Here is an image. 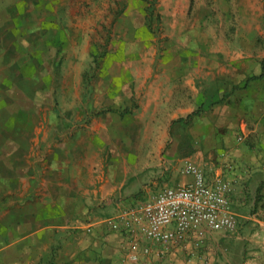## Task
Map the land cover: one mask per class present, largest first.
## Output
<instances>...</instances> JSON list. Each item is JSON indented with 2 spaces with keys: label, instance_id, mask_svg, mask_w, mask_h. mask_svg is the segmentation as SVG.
I'll list each match as a JSON object with an SVG mask.
<instances>
[{
  "label": "rangeland",
  "instance_id": "rangeland-1",
  "mask_svg": "<svg viewBox=\"0 0 264 264\" xmlns=\"http://www.w3.org/2000/svg\"><path fill=\"white\" fill-rule=\"evenodd\" d=\"M8 26L20 29L14 38L16 50L10 46L13 41L8 38ZM11 51L18 59L35 58L38 82L6 80L11 65L5 62ZM247 53L250 64L246 75L252 76L246 84L226 79L216 82L223 97L215 95L209 109L223 105L249 81L254 90L264 85V60H256L259 55L264 57V0H0V105L8 107L6 114L0 112V157H26L14 138L24 140L27 135L20 127L11 130L16 115L10 113L26 105L35 107V125L40 127L42 143L39 157L50 153L52 157H89V166L96 169L99 158L105 161L114 153H139L144 147L128 144L136 132L138 138L143 137V131L133 126L135 117L141 118L140 103L149 83L144 80L151 67L158 73V64L176 63L177 59H215L227 64L230 58L242 59ZM246 107L232 134L236 143L254 148L264 144V113L257 117ZM125 109L130 113L123 112ZM180 118L186 119L179 117L169 124L168 140L159 151L160 157H174L175 161L168 164L163 177L157 172L159 168L149 170L147 179L139 176L149 193L141 190L130 199L154 195L156 185L165 183V177L178 169L176 159L190 157L202 148L192 120L178 122ZM161 132L162 128L153 130L156 137ZM258 159L253 169L246 166L259 177L244 183L239 202H234V229L210 234L205 243L181 250L184 255L178 259L183 264H264V157ZM98 186L97 182L88 188ZM126 207H98L92 211L96 217H87L84 230L90 233L92 223L115 216ZM50 254L46 263L38 264H52V249ZM3 261L0 258V264Z\"/></svg>",
  "mask_w": 264,
  "mask_h": 264
},
{
  "label": "crops",
  "instance_id": "crops-1",
  "mask_svg": "<svg viewBox=\"0 0 264 264\" xmlns=\"http://www.w3.org/2000/svg\"><path fill=\"white\" fill-rule=\"evenodd\" d=\"M8 27V38L13 41L10 46H13L12 50H16L18 43L15 39L20 29L17 26ZM244 50L248 52L249 48ZM16 54L11 51L10 58L5 62L11 65L6 80L27 84L38 82L33 61L35 58L26 61V58H16ZM246 55L242 59L230 58L227 64L215 59H177L176 63L158 64V73H154L151 67L144 80L145 83L149 82L144 101L140 103V117L144 119L136 116L133 126L143 131V137L138 138L136 132L135 138L133 141L129 140L131 143L128 144L135 148L144 147V152L135 151L130 155L124 152L114 153L112 157H106L105 161L99 158L96 169L89 166V157H52V153L48 157H39L42 143L39 138L40 127L35 125V107L26 105L22 109L11 110L10 113L16 115L13 117L11 130L20 127L27 135L24 140L18 137L14 139H17L22 153L27 155L0 157V258L4 259L3 264L46 263L51 256V249L52 264H135L127 260L123 237L119 233L108 231L103 223L104 219L92 223L90 233L84 230L88 224L86 219L96 217L92 211L100 206L107 205L109 209L116 210L120 206L135 204L137 201L129 198L132 194L141 190L149 193L146 182L141 183L139 176L147 179L149 170L159 168L157 172L163 177L169 170L168 164L175 161L174 157H160L159 152L168 140L169 124L199 108H202L203 113L196 116L192 123L202 148L190 157L176 159L178 169H173L170 177H165V183L158 187L156 185L153 194L156 195L165 187L191 180L181 174L186 160L201 169L208 179L220 175L219 177L229 181L233 189V201L237 204L236 201L239 202L243 193L244 183H249V180L251 183L259 177L254 171L248 172L246 166L253 169L252 164L259 163L258 157H264V144L254 145V148L238 144L232 129L237 128L245 104L248 111L257 117L264 113V85L262 83L259 90H254L249 81L244 90L233 93L223 105L211 109L207 106L215 95L220 97L223 94L216 82L226 79L233 84H240L242 81L247 83L252 75H246L249 72L248 63L250 64L249 54ZM257 58V62L262 63L264 60L263 55ZM20 66H28V71L24 67L20 71ZM238 98L241 99L239 103ZM231 99L232 104L229 101ZM7 108L0 105V112L6 114ZM36 112L39 114L38 109ZM10 113L6 118L8 121ZM158 128H162L164 132L156 137L153 130ZM29 135L31 138H28ZM35 146L37 151H34ZM12 155L16 156L14 153ZM129 181L131 182L127 185ZM97 182L98 188H88L90 184L95 185ZM120 197L122 198L117 200ZM117 201L120 202L117 204ZM182 255L184 252L174 251L161 262L153 257L151 264H183L178 259Z\"/></svg>",
  "mask_w": 264,
  "mask_h": 264
},
{
  "label": "built area",
  "instance_id": "built-area-1",
  "mask_svg": "<svg viewBox=\"0 0 264 264\" xmlns=\"http://www.w3.org/2000/svg\"><path fill=\"white\" fill-rule=\"evenodd\" d=\"M181 174L191 180L165 187L103 220L108 231L123 237L128 261L151 264L154 257L161 262L171 252L205 243L210 234L234 229L231 184L219 176L206 178L190 161Z\"/></svg>",
  "mask_w": 264,
  "mask_h": 264
},
{
  "label": "trees",
  "instance_id": "trees-1",
  "mask_svg": "<svg viewBox=\"0 0 264 264\" xmlns=\"http://www.w3.org/2000/svg\"><path fill=\"white\" fill-rule=\"evenodd\" d=\"M148 11L152 12V9L149 8ZM261 76H262V75H261ZM123 112H125V113H130V111H129L128 109H125V111H123ZM123 112H122V114H125V113H123ZM200 113H201V108H199V109H197L196 111L192 112L191 114L187 115V116H186V119H181V118H180V119L178 120V122H179V121H183V122H185V123H189V122L192 120V118H193L194 116H197V115H199Z\"/></svg>",
  "mask_w": 264,
  "mask_h": 264
}]
</instances>
